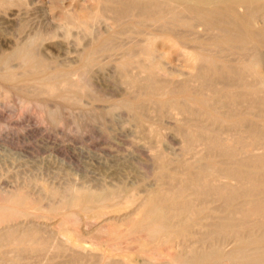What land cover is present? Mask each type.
<instances>
[{
    "label": "bare ground",
    "instance_id": "6f19581e",
    "mask_svg": "<svg viewBox=\"0 0 264 264\" xmlns=\"http://www.w3.org/2000/svg\"><path fill=\"white\" fill-rule=\"evenodd\" d=\"M92 2V7L79 10L80 12L73 14L70 20L78 25V28H84L88 32L87 30L97 22L101 14L109 13L111 19L118 26L116 30L118 33L130 30L136 37H138L137 35L142 36L141 39H139L140 37L131 39L132 42L136 40L138 42V39L140 42L129 46L130 48L124 54L125 57L122 55L124 58L120 62L118 59L117 65H114L117 66L124 83L136 91L133 100L127 101V108L131 111V117L138 127H144V117L148 113H152L149 112L150 109L158 118L165 113H169V116L170 114L172 116L180 114L182 118H178L179 120L173 116L176 119V130L174 131H177L180 136V149L184 155L178 168L171 170L169 164L172 162H169L168 157L152 147L155 150L151 153H153L152 156L157 164L158 171L155 180L158 184L153 189H146L145 195L138 198L137 205L135 204V208L133 207L134 210L132 212L126 210L127 213L129 212L128 214L123 212L125 208H119L120 204H115V198H124L125 201L126 198L127 200L135 198L128 192L122 196V191H119L121 188L118 189L119 192L109 191L96 198L91 194H81L77 191L73 196L71 195L73 198L70 197L72 201L69 200L70 204H68L78 211L85 210L84 215L89 212L90 208L92 211L94 210V213L91 212V215L87 213L88 216L85 215V217L100 218V225L98 220L97 228H107L106 230H109L107 233L111 237L107 236V238L111 242L120 238L121 235L144 233L146 236L144 241L148 242L153 250L152 253L145 252L142 249L144 242L141 240V243L143 242L141 249L138 250L137 247L138 251L136 250L137 254L141 253L137 261L130 259L125 254L126 252H119V257L118 255L114 257L116 253H112L111 247L106 248L107 250L101 249L100 252L92 251L94 252L92 255L94 261L98 264H215L226 255L225 259H228L231 264H264V221L261 222V219H258L260 222L255 220L253 222V219L246 218L249 213L256 214L258 212L260 214L259 212L264 211V192L258 190L260 186L264 185V154L244 158L237 155L241 159L235 158V149L232 150L233 145L229 143L232 146L230 148L220 136L221 132H234L237 133V137L240 135L239 137L247 138L252 143L264 146V75L258 68L262 51H264V25L260 23L264 15V1L93 0ZM239 6L243 7L242 12L238 9L241 8ZM10 16L12 15L10 14ZM198 26H202L207 32L203 38L192 35ZM108 33L110 32L108 31ZM97 36H94V40L86 44L84 51L81 50L82 56L78 55V57L81 56L80 71L82 72H86L89 67L93 68L91 65L96 61L98 53H104L119 44V42L117 44L112 42L113 35L112 39L109 37L95 39ZM128 37L131 36L128 35ZM121 38L123 37L121 36ZM104 54L103 56H105ZM171 55L182 57V64L189 69V75L183 80L180 79L181 81L173 80L171 74L163 68L162 60ZM11 59L20 61L23 75L38 79V87L34 88L38 93L49 95V97L50 95L59 97L64 95L63 97L68 98L65 91L68 89L70 92L73 91L71 83L73 80L71 82L69 80L70 84L66 83L70 85L68 87L64 83V94L57 90L58 81H68L69 71L64 70L65 73L55 70L45 74L49 63L36 52L33 43L22 44L11 52L0 56V66L7 64ZM96 63L98 62L96 61ZM50 64L52 65V62ZM100 64L102 67L103 63ZM130 67L136 68L137 73H131L133 68ZM0 75L3 81L15 80V74L8 69ZM161 75H166L165 79ZM25 80L23 79V81ZM61 101L63 100L61 99ZM146 127L148 132L146 135H150L149 138H156L157 128L154 130L150 126ZM230 136L232 137V135ZM233 139V142H241V139ZM242 140L244 141V139ZM196 144L202 145L203 148L200 151H195ZM187 155L194 160H188L189 156L188 159L185 158ZM216 158L223 159L225 162L222 163H227L228 166L225 168L223 166L221 169V166H218L217 160L219 159L216 160ZM220 171H223L224 175H220L224 179L218 177ZM227 179H233L237 183L230 185ZM210 195L221 199L222 205L226 206L223 207L229 210L228 214L225 213L227 215L218 216V220L212 223L208 222L211 217L209 214L211 209L207 198ZM64 198L66 199V197ZM28 199L19 191L6 199L7 204H0V246H7L8 249L7 251L5 247V252L1 249L0 264L10 262V258L7 257V260L4 256L7 252H14L12 263L31 264L32 255L28 257L29 254L33 253L34 256H36L35 253L45 254L47 248L52 246H49L48 243L54 240V235H51L53 238L48 242V230L51 232V229H48L46 224L44 225H46L47 231L39 229V225L38 227L28 226L29 224H26L28 222L25 223L26 227L20 224L22 227L14 224L13 226L6 220L13 213L23 214L32 209L40 211L39 205L36 204L38 209H36L37 207L32 208ZM66 212L63 210L59 212L62 221L57 217L59 221L56 223L61 225L56 230L57 232L55 231L56 236L59 235L58 238H60L57 246L55 245L56 252L61 256H65L69 252L66 264H82L86 259L81 257L80 253L87 246L81 239L78 240L80 232L75 231L78 230V227L74 229L71 226H76H70L68 223L64 227L63 219L70 215L69 211L67 215ZM110 212H113L114 216L108 217L107 214ZM36 217H38V213ZM117 217L120 220H115ZM88 231L90 232V230ZM229 236L236 239L237 247L227 251L228 253H223L221 239ZM139 238H143V236H139ZM82 239L84 238L82 237ZM88 242L87 244H89ZM247 248H251L253 253L246 252L244 254V249ZM9 249H11L10 252ZM44 251L45 253H43ZM66 251L68 252L66 253ZM53 252L55 254V250ZM53 252L49 253L52 255ZM26 255L30 261L28 258L24 259ZM38 255L36 257L40 256ZM49 260L50 257L48 262ZM11 262L10 264H12ZM58 262L56 264H62V262ZM34 264L36 263L34 262Z\"/></svg>",
    "mask_w": 264,
    "mask_h": 264
},
{
    "label": "rangeland",
    "instance_id": "374dc122",
    "mask_svg": "<svg viewBox=\"0 0 264 264\" xmlns=\"http://www.w3.org/2000/svg\"><path fill=\"white\" fill-rule=\"evenodd\" d=\"M8 1L0 2V56L11 52L13 49L22 44L33 43L36 52L49 63L46 71L44 72L45 74L49 72L51 73L52 71L54 72L55 70L63 72L69 71V74L67 75L68 81H58L57 90L60 91V93L64 92V83L70 84L73 80L71 82L73 84V91L70 92L69 89L68 91H65L68 94L66 95L68 98L63 97L64 93L62 94V97L56 95H50L49 97V95L38 93L36 89H34L38 87V79L36 77L23 75L22 65L19 60L11 59L7 62V64L0 66V72L4 73L8 69L15 74V80L13 81L6 82L0 77V204H7L6 199L11 197V195H14L15 192H22L27 199L29 198L28 200L32 205V208L37 207L36 209H38V206L36 205L38 204L40 211L32 209L31 211H27V213L25 212L23 214L13 213L8 216L6 220L11 225L20 224L23 227H26V224L34 227H38V225L40 227L45 226L44 228L39 227L41 230H46L48 227V229H51V232L47 229L49 231L48 242L53 238L51 236L52 234L54 235L53 241L56 240L55 242L51 240V242L48 243L49 246L52 245L53 248L52 246L50 248L48 247L46 253L45 251L43 252L46 255L35 253L36 256L38 254L40 256L42 255L43 258L42 256L40 258L39 255V257H36L32 253L28 255V257L32 255L31 259L28 258L27 255L24 259L26 260L28 258V261L31 260V264H34V262L36 264H42L44 262L45 264H56L58 261V263L62 262V264H66L69 252L66 251V253H68L65 254V256L57 255L55 248V245L57 246L60 240V238H58L59 235L56 236V230L61 225L59 223L58 225L56 222L59 221L58 218L61 216L59 212L63 210L64 212L69 211L70 214L68 215L69 217H65L68 214L67 212L66 215L64 214V217L66 218V220L65 218L63 219L64 227H66V223L70 226L75 225L76 227L71 226L74 229L78 227V230H75L80 232L78 240L81 239V241L86 243L85 245L87 248L81 250V252L85 253V255L80 253L81 257L89 260L88 262L83 260L84 264H98L92 257L93 253L97 251L100 252L103 249L110 247L113 249L112 253H116L114 257H117V255L119 257L120 253L126 252L125 254L128 255L130 259L132 258V260L137 261L141 253L138 252L137 254L136 250L137 247L138 250L139 248L141 249V244L143 242L145 244H142V249L145 252L147 251V253L153 252L148 242L146 243V241H144V238L146 237L144 236V233H140L138 235L137 233H130V237L129 235H121L122 237L120 236V238L118 237L116 240L111 242L110 239L107 238V236L110 237L107 233L109 230L107 231V228H101L102 230L97 228L100 225V218L87 217L89 219L88 220L85 217L87 213L90 215L92 214L91 212L94 213V210L92 211L90 208L89 212L84 215L86 211L79 210V212L75 208L71 207L69 205V200L73 198L71 195L73 196L76 191L81 194H91L94 198H96L104 195L103 193L106 194L109 191L117 192L118 189L123 188L122 190H119L120 192L122 191V196L124 193L128 192L132 194L135 199L127 200L126 198L125 201L124 198L117 197L115 198V204H120L118 205L119 208H125L124 211H122L124 213L126 212V214L132 212L134 210L133 207L135 208V204L137 205L138 203V198L145 195L146 189H153L158 184L157 180H155L157 179V164L155 163L156 160L153 158V153L151 152L155 151L154 149H158V151L168 157L170 160L169 162H172L171 164L174 166L173 167L169 164V168L171 170L178 168L182 156L184 157V155H182L183 151L180 149V136L177 131H174L176 130V119L174 118L176 117L177 120H179L182 116L180 114H174L173 118L171 114L169 116V113H165L166 115L164 114L158 118L152 109H150L149 112L151 111L153 114L148 113V116L146 115L144 117L145 125L144 127L142 126L144 129L135 124L133 118L131 117V111L127 108V101L130 102L133 100L136 91L124 83L123 77H120L121 74L117 69V66L114 65H117L116 63H118V59H120V62L125 57L124 54L127 49L133 46V44L140 42L139 39H141L142 36L137 35L138 37H136V35L130 30H126L124 32L125 34L118 33L116 31L118 26L111 19L109 13H104L105 15L101 14V16L97 19L98 23H93L92 27L87 30L88 32H86L84 28L79 27V29L78 25H75L70 18H72L73 14L80 12L79 10H86L85 8L89 9V7H92L93 0ZM261 1L263 2L264 0ZM239 7L241 8L238 9L242 12L243 7ZM10 14L12 16H10ZM263 19L264 15L260 20L262 25H264ZM260 23L259 25H261ZM89 31L90 34H88ZM108 31L110 33H108ZM111 31L113 32L111 33ZM206 33L207 32H205V29L202 26H198L195 29V33L192 35H194L193 37L203 38L207 35ZM93 35H98L95 39L103 37H109L112 39L113 35V39L116 38L118 40L115 39L113 41L112 39V42H115L116 44L119 42V44L104 52L106 54L103 52L98 53L96 55V61L98 63L95 61L94 64L91 65L93 68L89 67L86 72H82L80 71V58L83 54L81 50L84 51L87 46L86 44L94 40ZM120 35L123 38H121ZM128 35L131 37H128ZM136 38H139L138 42L137 40L132 42L131 39L134 40ZM246 53L248 55V52ZM263 53L264 51H262V57L258 68L264 75ZM103 54L105 56H103ZM78 55L81 56L78 57ZM122 55H124V57H122ZM50 62H52V65ZM100 63H103L102 67H100ZM162 65L164 70L171 74L170 76L171 78L173 77V80L177 79V81H181L189 75V69L184 67L182 64V57L171 55L169 58L167 57L162 60ZM130 68L132 69L133 67ZM130 68L129 71H131ZM135 69L136 68H133L131 73H137V70ZM71 71H73L72 74ZM161 77L165 79L166 75H161ZM23 79H26L27 81H23ZM76 85H79L80 87ZM30 86L32 88H29ZM68 86L70 85H67V87ZM70 95L71 97H69ZM61 99L63 101H61ZM157 119L160 120L158 121ZM152 124L153 126H151ZM146 126H150L154 130L157 128L155 134L156 138H149L150 135L147 136L148 132L145 129L147 128ZM226 132L228 131H225L224 133L221 132L220 136L223 137L222 139L226 142V144L229 145L230 143L233 145V147L231 145L229 146L230 148L232 147V150L233 148L235 149V154L237 152L236 155L234 154L235 158H238L239 156L242 158L246 156L253 157L264 154V146L262 144L252 143L247 138L242 136V138L239 137V134L238 138L237 133L235 134L234 132H229V134ZM230 135H232V137ZM233 138H235V140L241 139V142H233ZM242 139H244V141ZM194 147L195 151H200V149L203 148L200 144H196ZM188 156L189 155L185 158L188 159ZM189 157L190 159L188 160H194V158L191 159V156ZM240 157L238 159H241ZM216 160L218 161V166H221V169L223 166L224 168L228 166L227 163H222L225 162L223 159V161L221 158H216ZM174 162L175 164H173ZM220 174L222 175L223 171L219 173L218 177L224 179ZM227 180L230 185H235L237 183L233 179ZM258 190L260 192H264V185L260 186ZM213 196L214 195H210V197L207 198L210 203L209 208L211 209V211H209L211 216L208 219L209 223L218 220V216H224L229 213V210L224 208L226 206L222 205V200ZM64 197H66V199ZM73 210L75 211L73 212ZM126 210L129 212L127 213ZM37 213L38 217H36ZM78 213L84 216L82 217V215ZM259 213L260 214H258V212L256 214L251 213L252 215L249 213L246 218L248 220L253 219V222L254 220L256 222H262L264 221V211ZM107 215L108 217L114 216L113 212H110ZM70 216L74 219H71ZM236 216L239 217L238 214H236ZM258 219L261 220L259 221ZM115 220L120 219L117 217ZM60 221H62L61 218ZM13 222L17 223L15 224ZM97 223L99 224L98 226ZM44 224H46L47 227ZM20 225L19 227H22ZM88 230H90V232ZM52 231L56 232L53 233ZM97 232H99V234H97ZM139 236H143V238H139ZM82 237L84 239H82ZM229 237L224 238L225 240L223 238L221 239L222 241L220 244L222 250L224 249V252L222 251L223 253H228L230 250L236 249L235 246L237 247L236 239L234 240L232 236L229 239ZM137 239L140 243H136V241H138ZM141 240H143L142 243ZM87 242L89 244H87ZM129 243L132 244L130 245ZM90 246L91 251L89 250ZM5 247L8 251L7 246H0V251L1 249L4 251ZM48 249H52V251H48ZM53 250H55V254ZM85 250L86 252L88 251V256L86 255L87 253ZM10 251L11 249H9V252ZM49 252H53V254L51 255ZM246 252L253 253L251 248L244 249L243 253L245 254ZM47 254H50L51 256H48ZM12 255H14V252H7V254H4L6 258H10V262L11 260L13 262ZM49 257L52 261L49 260L48 262ZM226 257L227 256L225 255L215 264H231L228 259H225ZM55 260L57 261L55 262ZM7 262V264H10L9 261Z\"/></svg>",
    "mask_w": 264,
    "mask_h": 264
}]
</instances>
